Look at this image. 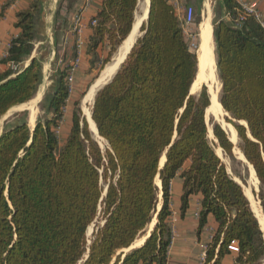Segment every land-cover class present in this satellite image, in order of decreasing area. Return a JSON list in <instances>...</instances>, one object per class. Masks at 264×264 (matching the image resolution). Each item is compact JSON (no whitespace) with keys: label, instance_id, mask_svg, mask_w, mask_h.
Instances as JSON below:
<instances>
[{"label":"trees","instance_id":"trees-1","mask_svg":"<svg viewBox=\"0 0 264 264\" xmlns=\"http://www.w3.org/2000/svg\"><path fill=\"white\" fill-rule=\"evenodd\" d=\"M137 2L102 0L85 43L83 73L91 79L130 33ZM41 15L42 0H32L15 14L20 33L2 59L11 66L0 73V118L31 100L41 84V61L24 63ZM214 16L219 103L232 119L246 123L229 120L241 154L264 188V27L236 0H217ZM140 32L91 104V118L107 144L104 151L82 116L81 96L70 102L64 139L62 127L61 138L56 133L69 93V65L55 71L32 130L23 111L0 133V264H167L173 238L170 187L175 178L181 180L178 216L184 217L191 196L199 195L196 236L210 219L215 223L200 264H221L228 254L236 264H261L264 239L258 221L207 136L206 86L190 94L197 56L173 3L149 0ZM212 134L215 144L230 155L232 142L219 124L213 125ZM101 181L107 187L104 195ZM154 214L150 235L124 253L144 235ZM98 216L102 224L87 243V227ZM232 241L237 252L228 249Z\"/></svg>","mask_w":264,"mask_h":264},{"label":"crops","instance_id":"crops-1","mask_svg":"<svg viewBox=\"0 0 264 264\" xmlns=\"http://www.w3.org/2000/svg\"><path fill=\"white\" fill-rule=\"evenodd\" d=\"M8 1H10L9 4H7ZM31 1L32 0H0V73L4 72L6 69H8V67H10V65L8 63H4L2 59L5 58V55L7 54L11 40L17 37L18 34L20 33V28L16 27L14 24L16 21L15 14L18 11L26 9ZM170 1L172 3L173 2L175 3L174 8L178 16V19L181 23L185 13V9L188 6H192L194 8V19L196 17H199V19L197 20L198 22L196 21L194 22V24L192 23L189 26V28L193 26L194 29V27H196L198 31L197 35L201 33L202 30V29L200 30L201 23H203L206 20L209 21L211 26V38L214 49V42L212 36V22L213 19L215 18L214 8L216 6L217 0H170ZM236 1L253 4L256 7V10L261 14L262 18L264 19V0H236ZM101 3L102 0H42V15H41L42 17L38 21L35 27L36 38L33 42L32 51L29 54V56H27L24 62L26 64L32 58H37L38 60L41 61L42 63L41 88H39V90L31 100L11 107L10 108L11 111L9 109L8 112L12 113L14 111L15 112L26 111L27 114L26 123L28 125L30 123V107L35 106L36 113H35L34 121L31 123V124H35V121L38 117L37 114L39 108L38 105L41 102V99H43V95L46 92L45 90H48V92L51 91L53 87V79H54L55 71L59 67H63L64 65L68 66L76 57L79 58V67L76 72L79 73L81 69H83L84 71V69L87 68V61L85 56V43L88 37L91 35V28L89 27V24L90 21L92 20V17L96 14L98 9L100 8ZM148 9H149V0H138L137 7L135 10L134 20L136 15L138 14L144 15V17L140 22L139 32L134 37V40L131 46L129 47V50L126 52L124 59L126 58L128 52L135 43L136 39L141 34L140 26L142 22L147 18ZM78 14L80 15L81 24L83 27L81 32L83 45L81 46L80 49H77L76 47V36L72 31L73 18ZM184 36L185 39L189 42L190 41L189 36L186 34H184ZM126 38L118 46L110 62L107 63L104 66V68L99 72L96 80L101 79V77L103 76L102 74L104 73L107 65H109L114 60V58L119 55L120 49L124 44ZM124 59L121 61L120 65L122 64ZM120 65L117 67V69L113 72L111 76L104 79L101 83H98V85L95 87V93L102 85H104L106 82H108L111 79V77L118 70ZM73 93L74 92L71 93L69 101L66 103V108H67L66 116L68 109L70 111L69 107H70V102L73 98ZM26 103H30L29 106H26L25 105ZM68 129H69V118H66L64 127L62 126V130H63L62 140L67 134ZM61 135L62 134H60V138ZM171 187L173 192L177 195L176 198L178 200V204L176 206L178 208L179 196L181 193V180L179 178H175L171 183ZM171 187H170V192H171ZM176 187L177 190H175ZM199 198H200L199 195L191 196L189 203L190 206L185 216L182 218L178 216V218H176V220H178L175 225L176 227H174L176 230L175 231L173 230V238L170 244V246L172 245L173 247V252L175 250L174 248L175 241L177 240L181 241L182 237L183 240H182L181 248L178 250L176 254L177 263L174 264H200L201 261L199 260V262H197L195 256H191V258H189L187 257L188 256L187 254L193 253L194 249L196 248L195 245L205 248L206 243H208L211 240L212 234L215 231V223L210 219L209 223L203 229L200 237L198 238L196 236V227L198 224V219L194 218L193 216H190L189 213H190V207H192L191 206L192 202L195 203L196 209L197 211H199L200 208ZM159 209L160 206L158 207L157 211ZM155 223H156V218L151 228L154 227ZM174 234L175 235L177 234L178 237L177 236L174 237ZM144 235L145 236L143 242L145 241L147 234ZM193 235H195L196 237L194 238ZM185 237L188 238L186 246H185V242H186ZM190 237L193 238L192 246L189 242ZM201 237L204 238L203 242L200 241ZM143 242H141L138 245H135L134 243L133 244L135 245V247H138ZM203 253H204L203 251L199 252V258L201 260L204 256ZM167 264H170V249L168 250ZM221 264H236L234 255L233 254L225 255L221 260Z\"/></svg>","mask_w":264,"mask_h":264},{"label":"rangeland","instance_id":"rangeland-1","mask_svg":"<svg viewBox=\"0 0 264 264\" xmlns=\"http://www.w3.org/2000/svg\"><path fill=\"white\" fill-rule=\"evenodd\" d=\"M198 19H199V17H196L194 19V22H196ZM194 22H193V24H194ZM201 25H202V23H201ZM189 29L195 35L194 36V39L192 40L193 43H194V48H192V49L195 50V51L197 49V62H198L199 38H201V37H199V35H197L198 31H197V28L196 27H194V29H193V26H192ZM197 46H198V48H197ZM102 75L103 76L101 77V79L104 80V73ZM96 79H97V76L95 78L91 79V76L90 75H85V73H83V69H81L79 71V73L76 72L75 77L73 78V81L71 82V86H72V89H73L72 92H74L73 93V100L74 99H77V98L79 99L80 96H81V99H80V103L79 104H80L82 116L85 115L84 117H86L85 109L88 108L89 110H91V104H92V103H90L88 101V99H87L88 94L86 95V93L88 92V90L91 87L93 88L94 85L97 84V82H96L97 80ZM206 81H207V79L204 82H202L196 90L193 91V94L194 95H197L201 91L202 86H204V84H206ZM218 82H219V80H218ZM39 88H41V84L39 85ZM206 89H207V92H209V97L212 98L211 95H214L218 99L219 91L217 90L215 83H213V82H210V84L208 83V85L206 86ZM219 90H220V84H219ZM45 91H46L45 93L48 92V90H45ZM218 101H219V99H218ZM29 104L30 103H26L25 105L26 106H29ZM41 105H42V99H41V102L38 105V107H39L38 108V111H37V114L38 115L42 113ZM31 108H36V107L35 106H31L30 109ZM10 111H11V109H10ZM66 111H67V108L65 109V112L63 113L64 114V121L66 119V117H65L66 116ZM9 113H11V112H8L7 111L0 118V133L2 132V130L4 128L10 127V126L14 125L15 122H16V120H18V118H20V113L21 112H18V111L15 112L14 111L11 114H9ZM26 116H27V114H26ZM26 116H25V120H26ZM223 120H225V122L227 123V126L226 127H222L221 126L220 120H219V113H216L215 111H212V110L207 113V115L205 116V122H206V125H207V136H208V139L211 142V144L213 145V147H215L214 149H215L216 154L219 156L220 160L224 163L227 173L236 182L240 183V185L242 187V190H244L245 187L249 190V192L252 194L254 200L256 201L257 207H259V209H260V211H261V213H262V215L264 217V206H263V202H262L261 196H260L261 194L264 195V188L261 187L259 181H257L258 179L254 176L255 179H256V181H257V182H255L254 179H253V177H252V175L250 174L249 169H248L249 168L248 167V162L243 158V155L241 154L242 152H240L241 151L240 148H239L240 141H239L238 136H237V139H235L233 141L230 139L232 137V135H233L231 129H234L232 123L229 122V120H231V119H229L228 116H226V114H224ZM64 121H63L62 125L64 124ZM214 124H219L222 128H224L225 133L227 134L229 140L232 142L233 147H232V150H231V154L230 155H227L225 152L222 151L221 148H219L215 144L216 141H215V139L213 137V134H212V127H213ZM28 125H29L28 127L30 129H32L34 127V124H30L29 123ZM63 127H64V125H63ZM93 138L97 141V143H98L99 147L102 149V151H104L105 148H106V146H107L106 142L100 141V140H98V138H95L94 136H93ZM219 149H220V151H216V150H219ZM239 153L241 154L242 157L239 155ZM155 182H156V184L158 182L157 185L160 187L159 180L158 179H155ZM101 184H103V187H104V190H105V188H106L105 183L103 181H101ZM175 190H177V187L175 188ZM176 197H177V195L173 192L172 187H171V202H170V208H171L172 213H171V217L169 219V222H170V225H171V227L173 228L174 231L176 230L174 227H176L175 225H176V222L178 221V220H176V218H178V208L176 206L178 204V200H177ZM160 203L161 202H160V195H159V202L157 204L156 211H157L158 207L160 206ZM191 206L192 207H190V213H189L190 216H193L194 218H198V211L196 209L195 203L192 202ZM153 218H154V221H155V218H156L155 214H154ZM153 218L151 219L150 223L146 226L143 234H147L148 232H150L151 226L153 225V224H151ZM101 224H102V219H101L100 216H98L87 227V230H86L87 243H89L88 241H90L92 232L96 229V227L98 225H101ZM144 236L145 235H142L139 238H142ZM175 236H177V234L176 235L174 234V237ZM193 237L195 238L196 236L193 235ZM185 239H186V242H185V246H186V243L188 241L187 240L188 238L185 237ZM192 239L193 238H191V237L189 238V242H190L191 246H192V242H193ZM182 240H183V237H182L181 241H179V240L175 241V244H174L175 250H174V252H173L172 245L170 246V248H169L170 249V264L177 263V259H176V256L177 255L176 254H177L178 250L181 248ZM200 241L203 242L204 241V238L201 237ZM195 247L196 248L194 249L193 253L192 254H187L188 255L187 257L191 258V256H195L196 259H197V262H199V260L202 262L203 259H204V256H203V258L201 260L199 258V252L200 251H203L204 252L205 251V248L204 247L197 246V245H195Z\"/></svg>","mask_w":264,"mask_h":264},{"label":"bare ground","instance_id":"bare-ground-1","mask_svg":"<svg viewBox=\"0 0 264 264\" xmlns=\"http://www.w3.org/2000/svg\"><path fill=\"white\" fill-rule=\"evenodd\" d=\"M146 10H147V8H146ZM143 17H144V15H139V14L136 15L131 33L127 36L126 40L124 41V44L122 45V47L120 49L119 55L117 57H115L114 60L109 65H107L105 72H104V79L111 76L113 74V72L117 69V67L120 65L121 61L124 59L126 52L129 50V47L131 46V44L134 40V37L139 32V25H140V22H141ZM200 30H201V33L199 34V37H201V38H199L198 64H197L198 71H197V74L195 76L193 83L191 84L190 91L193 92L194 90H196L199 87V85L208 78L211 82L216 84V88L219 91V84L220 83L218 82L217 75H216L214 49H213L212 38H211V26H210V23L208 20L204 21L202 23V25H200ZM196 56H197V51H196ZM102 81H103L102 79H98L96 81L97 84L94 85L93 88L91 87L88 90V92L86 93V95L88 94L87 99L90 103H92L93 98H94L95 87L98 85V83H101ZM211 96H212V98L210 97V105L205 111V113H206L205 116L211 110L215 111L216 113H219L220 124L222 127H226L227 123L225 122V120H223V116H224L225 112L223 111V108L220 105L217 97H215L214 95H211ZM35 113H36V108H31L30 109V124L34 120ZM85 113H86V118L89 122V127L95 135L94 137L98 138V140H100V141L105 142L104 139H102L101 137L98 136L97 128L94 125L92 118L90 117L91 114H90V110L88 108L85 109ZM231 130H232L233 135L230 139L233 141V140L237 139V134H236V131L234 129H231ZM216 151H220V149L216 150ZM239 155L241 156L240 153H239ZM163 160H164V156L162 155L160 158V163H162ZM248 167H249L248 168L249 172L252 175L254 181L257 182L258 180L256 181V179H255L256 176H255V172H254L253 167L249 163H248ZM157 184H158V182H157ZM243 193L246 196L247 200L249 201L251 210L253 211V213H254L257 221H258L259 227H260V229L264 235V217H263L259 207H257L256 201L254 200L252 194L249 192V190L246 187L244 188ZM153 222H154V218H153L151 224H153ZM143 240H144V237L136 239L134 241V243H135V245H138L141 242H143Z\"/></svg>","mask_w":264,"mask_h":264},{"label":"built area","instance_id":"built-area-1","mask_svg":"<svg viewBox=\"0 0 264 264\" xmlns=\"http://www.w3.org/2000/svg\"><path fill=\"white\" fill-rule=\"evenodd\" d=\"M239 5L243 8L244 12H246L247 14L253 15L257 21H259V23L264 27V19L262 18L261 14L256 10V7L253 4H248V3H243V2H238ZM175 3L173 2V5ZM194 22V8L192 6H188L185 9V13L184 16L182 18V29L184 34L188 35L190 40L189 41V45L191 48H194V43H193V39H194V33H192L189 29V26ZM82 24H81V18L80 15H76L73 18V24H72V31L76 36V47L77 49H80L81 46L83 45V40H82V36H81V32H82ZM7 56V54L5 55V57ZM8 64L11 66V63L8 62ZM13 66V65H12ZM79 67V58L76 57L70 64H69V71H68V75H67V87H68V97L65 101V103H67L69 101L70 95L73 91L72 86H71V82L73 81L74 75L77 71ZM66 106L62 109V113L65 112ZM64 121V114L62 115L61 120L59 121V124L57 126L56 129V133L57 135H59L61 127H62V123ZM172 228V227H171ZM172 235H173V228H172ZM228 249L232 252H237L238 251V245L235 241H232L229 243L228 245Z\"/></svg>","mask_w":264,"mask_h":264},{"label":"water","instance_id":"water-1","mask_svg":"<svg viewBox=\"0 0 264 264\" xmlns=\"http://www.w3.org/2000/svg\"><path fill=\"white\" fill-rule=\"evenodd\" d=\"M129 35V34H128ZM210 80H209V78L207 79V81H206V84H204V86H207L208 85V83L210 84ZM190 94H193V92H191L190 91ZM208 94H209V92H208ZM225 112V111H224ZM225 114H226V116H228V118L229 119H231L232 120V122H236V123H238V124H242V125H244L245 127H246V123L245 122H243V121H237V120H235V119H232L231 117H230V115L227 113V112H225ZM85 115H83V117H84ZM90 117H91V115H90ZM85 118V120L87 121V123H88V128H89V130H90V132L92 133V136H95L94 135V133L91 131V129H90V127H89V122H88V120H87V118L86 117H84ZM222 128V127H221ZM33 129V128H32ZM31 129V130H32ZM223 130H224V128H222ZM97 134H98V131H97ZM98 136H99V134H98ZM248 136L250 137V134H249V132H248ZM100 137V136H99ZM243 155V154H242ZM163 156H164V160H165V155L163 154ZM244 157V156H243ZM164 160L162 161V163H160V161H159V167H161L162 165H163V163H164ZM234 180V179H233ZM238 183V182H237ZM238 184H240V183H238ZM107 188V187H106ZM106 188H105V190H104V192H103V195L105 194V191H106ZM153 229V227L151 228V230ZM151 230H150V232L149 233H147V236H146V238L150 235V233H151ZM132 248H135V245L134 244H132L129 248H127V249H123L122 251H124V253L125 252H127L128 250H130V249H132ZM261 264H264V258H263V260H262V262H261Z\"/></svg>","mask_w":264,"mask_h":264}]
</instances>
